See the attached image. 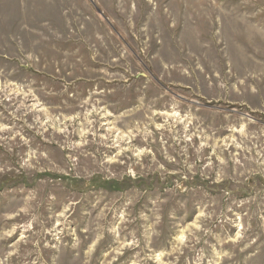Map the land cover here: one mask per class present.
<instances>
[{
    "label": "rangeland",
    "instance_id": "obj_1",
    "mask_svg": "<svg viewBox=\"0 0 264 264\" xmlns=\"http://www.w3.org/2000/svg\"><path fill=\"white\" fill-rule=\"evenodd\" d=\"M0 264H264V0H0Z\"/></svg>",
    "mask_w": 264,
    "mask_h": 264
}]
</instances>
